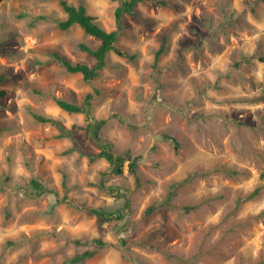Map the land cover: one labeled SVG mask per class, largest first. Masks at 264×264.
<instances>
[{"label": "rangeland", "instance_id": "rangeland-1", "mask_svg": "<svg viewBox=\"0 0 264 264\" xmlns=\"http://www.w3.org/2000/svg\"><path fill=\"white\" fill-rule=\"evenodd\" d=\"M67 1L135 57L86 80L61 0H0V264H264V0Z\"/></svg>", "mask_w": 264, "mask_h": 264}, {"label": "trees", "instance_id": "trees-1", "mask_svg": "<svg viewBox=\"0 0 264 264\" xmlns=\"http://www.w3.org/2000/svg\"><path fill=\"white\" fill-rule=\"evenodd\" d=\"M142 0H122V3L116 8V19L121 21L124 14L128 13L131 15H136V5L138 2ZM61 3L64 9L67 12V17L60 21V26L63 29H67L75 23H78L82 26V28L90 35L96 36L101 40V44L97 48H92L89 45L82 44L81 47L91 54H93L97 62L94 66H90L87 63H73L69 59L59 55L58 53H54V56L58 58V60L64 65L68 70L73 72H81L84 75L86 80H91L96 78L102 68L106 64V56L110 50H115L121 55L130 56L132 58L135 55L129 54L127 51L121 49L116 46L115 42L118 39L119 31L118 30H106L103 28L95 19V16L90 14L87 11V8L84 5H75L69 3L67 0H61ZM163 46L158 50L157 55H159L163 51ZM1 94L8 93L7 90H0ZM93 98L92 94H89L86 97L85 104L83 106L78 105L76 103L59 99L58 103L61 107L68 111L75 112H84L86 114V118H91V99ZM40 119L49 121V118H45L43 116H38ZM90 123L87 124V129L90 130ZM100 151L94 154L90 153V157L92 160L102 157L109 161L111 168L116 173H123L125 169V162L129 160V172L132 173L137 181H140V176L138 172L139 163L142 159L141 155L131 156L128 153H120L116 154L113 150L112 144L110 142H104L100 144ZM154 207H150V210H153ZM100 215H103L101 212ZM98 243L104 245L103 241L97 240ZM94 251H87L85 254L90 255L93 254Z\"/></svg>", "mask_w": 264, "mask_h": 264}]
</instances>
